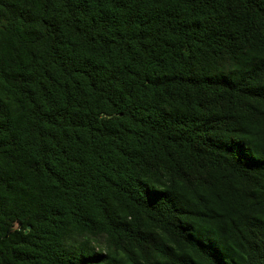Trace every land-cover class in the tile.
Wrapping results in <instances>:
<instances>
[{"label": "trees", "instance_id": "obj_1", "mask_svg": "<svg viewBox=\"0 0 264 264\" xmlns=\"http://www.w3.org/2000/svg\"><path fill=\"white\" fill-rule=\"evenodd\" d=\"M0 264H264V0H0Z\"/></svg>", "mask_w": 264, "mask_h": 264}, {"label": "snow or ice", "instance_id": "obj_2", "mask_svg": "<svg viewBox=\"0 0 264 264\" xmlns=\"http://www.w3.org/2000/svg\"><path fill=\"white\" fill-rule=\"evenodd\" d=\"M206 250L208 251L209 255H212V254H213V252H212V249H211V248H207Z\"/></svg>", "mask_w": 264, "mask_h": 264}]
</instances>
